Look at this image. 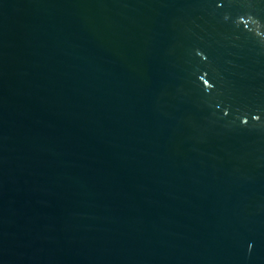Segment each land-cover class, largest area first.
Here are the masks:
<instances>
[{
	"label": "water",
	"instance_id": "water-1",
	"mask_svg": "<svg viewBox=\"0 0 264 264\" xmlns=\"http://www.w3.org/2000/svg\"><path fill=\"white\" fill-rule=\"evenodd\" d=\"M0 264H264V0H0Z\"/></svg>",
	"mask_w": 264,
	"mask_h": 264
}]
</instances>
